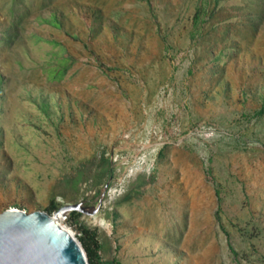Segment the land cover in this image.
I'll return each instance as SVG.
<instances>
[{"label": "rangeland", "instance_id": "rangeland-1", "mask_svg": "<svg viewBox=\"0 0 264 264\" xmlns=\"http://www.w3.org/2000/svg\"><path fill=\"white\" fill-rule=\"evenodd\" d=\"M263 101L264 0H0V212L83 205L97 264H264Z\"/></svg>", "mask_w": 264, "mask_h": 264}, {"label": "water", "instance_id": "water-1", "mask_svg": "<svg viewBox=\"0 0 264 264\" xmlns=\"http://www.w3.org/2000/svg\"><path fill=\"white\" fill-rule=\"evenodd\" d=\"M73 210L93 213L81 204H65L50 213L16 207L0 212V264H89L81 242L61 223V218Z\"/></svg>", "mask_w": 264, "mask_h": 264}, {"label": "trees", "instance_id": "trees-1", "mask_svg": "<svg viewBox=\"0 0 264 264\" xmlns=\"http://www.w3.org/2000/svg\"><path fill=\"white\" fill-rule=\"evenodd\" d=\"M60 73V72H59ZM264 112V101L262 104V107L259 111V113ZM60 204L57 202L55 199H53L49 206L46 208V211L53 212L59 208ZM71 217L73 218L76 215H79V211L73 210L69 212ZM78 239L80 240L83 250H85L88 258L89 264H97V261L99 259V249H100V243H99V238H98V233L95 229H92L86 225H81L80 226V231L78 232ZM232 252L234 254H237V251L232 247L231 248Z\"/></svg>", "mask_w": 264, "mask_h": 264}, {"label": "bare ground", "instance_id": "bare-ground-1", "mask_svg": "<svg viewBox=\"0 0 264 264\" xmlns=\"http://www.w3.org/2000/svg\"><path fill=\"white\" fill-rule=\"evenodd\" d=\"M61 217H62V216H61ZM61 217H60V218H61Z\"/></svg>", "mask_w": 264, "mask_h": 264}]
</instances>
